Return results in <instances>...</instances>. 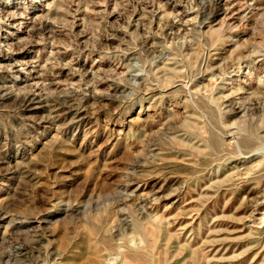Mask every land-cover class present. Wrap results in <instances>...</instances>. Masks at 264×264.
I'll use <instances>...</instances> for the list:
<instances>
[{"label": "rangeland", "instance_id": "obj_1", "mask_svg": "<svg viewBox=\"0 0 264 264\" xmlns=\"http://www.w3.org/2000/svg\"><path fill=\"white\" fill-rule=\"evenodd\" d=\"M0 264H264V0H0Z\"/></svg>", "mask_w": 264, "mask_h": 264}, {"label": "bare ground", "instance_id": "obj_2", "mask_svg": "<svg viewBox=\"0 0 264 264\" xmlns=\"http://www.w3.org/2000/svg\"><path fill=\"white\" fill-rule=\"evenodd\" d=\"M51 26L45 22H40L38 24H35L30 29L31 36H41L45 35L49 32ZM32 47L31 44H27L25 49H28ZM21 48V47H20ZM256 58V56H255ZM34 95L33 94H24L18 98L15 99L16 104L26 106L29 102H34ZM38 98V97H37ZM31 105V104H30ZM246 143V142H244ZM137 263V262H136Z\"/></svg>", "mask_w": 264, "mask_h": 264}]
</instances>
